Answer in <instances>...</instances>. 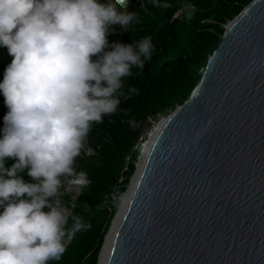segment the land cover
Returning a JSON list of instances; mask_svg holds the SVG:
<instances>
[{"label": "clouds", "instance_id": "1", "mask_svg": "<svg viewBox=\"0 0 264 264\" xmlns=\"http://www.w3.org/2000/svg\"><path fill=\"white\" fill-rule=\"evenodd\" d=\"M139 22L128 0H0V49L11 57L0 82V264L60 261L91 227L72 209L89 183L78 160L94 154L93 127L139 93L129 78L152 59V36L110 41Z\"/></svg>", "mask_w": 264, "mask_h": 264}, {"label": "water", "instance_id": "2", "mask_svg": "<svg viewBox=\"0 0 264 264\" xmlns=\"http://www.w3.org/2000/svg\"><path fill=\"white\" fill-rule=\"evenodd\" d=\"M151 136L98 264H264V0Z\"/></svg>", "mask_w": 264, "mask_h": 264}, {"label": "trees", "instance_id": "3", "mask_svg": "<svg viewBox=\"0 0 264 264\" xmlns=\"http://www.w3.org/2000/svg\"><path fill=\"white\" fill-rule=\"evenodd\" d=\"M253 0H167V8H156L151 0L141 4L128 0V9L139 13V23L128 32H116L110 41L130 43L146 35L153 38L155 51L144 69L133 70L129 83L139 88L131 99L96 124L89 134L94 154L78 160L77 171L85 172L88 185L72 207L91 225L76 233L62 260L52 264H97L105 236L116 214L115 191H126L134 174L135 148L149 118L157 117L186 101L201 77L208 57L225 32L223 25L236 17ZM179 14V17L176 15ZM11 62L7 49H0V82ZM7 112L0 94V127ZM132 123L140 126L134 130ZM131 161V162H130ZM11 161L9 162V165ZM63 202L70 207L71 196Z\"/></svg>", "mask_w": 264, "mask_h": 264}, {"label": "rangeland", "instance_id": "4", "mask_svg": "<svg viewBox=\"0 0 264 264\" xmlns=\"http://www.w3.org/2000/svg\"><path fill=\"white\" fill-rule=\"evenodd\" d=\"M229 25V22H227L226 24H224L223 25V28H226L227 26ZM204 71V68L201 70V73ZM174 108L175 107H173V108H170L167 112H163V113H161L160 115H158L157 117H155V118H151V119H149L148 120V123L143 127V133H142V136H146L147 137V134L150 132V131H153L154 129H155V127L164 119V118H166L173 110H174ZM131 126H132V128L134 129V130H137L138 128H139V124L138 123H132L131 124ZM150 134V133H149ZM146 140H147V138H146ZM146 140H144L143 142H145ZM142 142V143H143ZM144 144V143H143ZM138 149V153H136L137 154V161H136V167L139 165V162H140V158L142 157V155H141V151H142V146H140L139 148H137ZM131 162V161H130ZM135 172H136V170H135ZM134 172V173H135ZM133 176V175H132ZM132 178V177H131ZM130 178V179H131ZM129 187H130V183L128 184V189H129ZM66 190L67 191H69L70 192V190L68 189V187L66 188ZM127 190V189H126ZM124 192H126V191H124ZM123 192V193H124ZM123 193L122 192H120V189L118 188L116 191H115V194H114V199H115V201L117 202V204H118V208H117V211H116V213H118L119 212V208L122 206V204H121V201H122V198H123ZM102 256V255H101Z\"/></svg>", "mask_w": 264, "mask_h": 264}, {"label": "bare ground", "instance_id": "5", "mask_svg": "<svg viewBox=\"0 0 264 264\" xmlns=\"http://www.w3.org/2000/svg\"><path fill=\"white\" fill-rule=\"evenodd\" d=\"M160 125H161V122H160V123L155 127V129L152 131V133H151V135H152V136H151V140L154 138V135H155L156 131L159 130ZM147 149H148V148H147ZM147 149H146V150H147ZM145 157H146V151L143 153V155H142V157H141V163H140V164L143 163ZM140 166H141V165H140ZM139 169H140V168H139ZM133 181H134V180H133ZM126 201H127V196L124 195L123 198H122V202H123V203H126ZM118 218H119V216H118L117 219H116V224H117ZM114 229H116L115 226H114L113 230H114ZM110 240H111V237H110V239H109V242H110ZM107 251H108V250L105 248L104 253H103V256H102V262H103V260H104V257H105V255H106ZM101 264H102V263H101Z\"/></svg>", "mask_w": 264, "mask_h": 264}]
</instances>
